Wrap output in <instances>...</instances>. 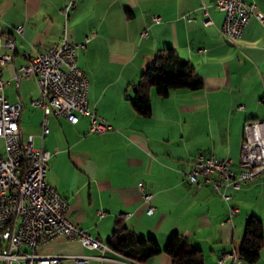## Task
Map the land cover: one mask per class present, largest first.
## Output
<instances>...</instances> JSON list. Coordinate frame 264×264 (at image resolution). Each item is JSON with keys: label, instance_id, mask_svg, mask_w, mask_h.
Wrapping results in <instances>:
<instances>
[{"label": "crops", "instance_id": "obj_1", "mask_svg": "<svg viewBox=\"0 0 264 264\" xmlns=\"http://www.w3.org/2000/svg\"><path fill=\"white\" fill-rule=\"evenodd\" d=\"M68 1L0 0V35L15 45L14 50L1 47L12 59L0 65V77L8 82L7 100L23 106V138L35 135L34 145L51 153L46 180L67 200L70 221L106 244L119 225L156 238L162 248L171 236L181 235L203 252V264H247L237 255L245 225L239 198L247 186L228 188L230 198L224 200L206 184L187 183L184 172L197 154L229 158L238 170L244 122L264 120V23L252 15L239 41L230 43L220 33L224 12L214 0H76L65 18L62 9ZM245 1L264 14V0ZM64 35L78 45L89 107L112 128L90 133L87 117L70 123L49 115V133L41 142L42 114L30 106L39 96L37 78H21L16 85L13 76L26 62L24 53L43 52ZM164 48L186 59L203 87L174 89L166 97L152 88V112L143 117L131 107L133 87L155 52ZM145 194L151 196L148 201ZM229 207L237 210L231 220ZM251 215L256 216L246 217ZM256 217L263 220L264 235V216ZM37 252L59 255L62 264H73L82 255L89 264H171L164 252L137 263L62 235ZM253 264H264V238Z\"/></svg>", "mask_w": 264, "mask_h": 264}, {"label": "built area", "instance_id": "obj_2", "mask_svg": "<svg viewBox=\"0 0 264 264\" xmlns=\"http://www.w3.org/2000/svg\"><path fill=\"white\" fill-rule=\"evenodd\" d=\"M214 6L224 12L219 30L223 38L237 43L249 18L254 15L264 23V14L256 10L253 2L245 0H214ZM76 0H69L62 9L65 18L75 9ZM206 14V11H205ZM154 22L159 17L152 15ZM209 22V20H208ZM18 33L22 27L16 28ZM142 35H146L143 31ZM2 45L15 49L11 37L0 35ZM84 47V45H79ZM78 45L69 42L64 35L59 42L34 55L24 53L26 62L19 66L13 78L16 85L21 78L32 74L37 78L39 96L30 101L32 108L39 109L42 117L41 142L49 133V115L76 123L80 117L89 120L90 133H104L111 124L88 105V78L77 65ZM12 59L11 53H1L0 65ZM1 73V70H0ZM7 81L0 77V259L4 264H62L59 255H40V245L58 236L76 240L82 247L116 252L100 242L85 229L73 224L67 216V200L47 180L51 153L42 145H34L35 135L23 138L19 126L22 104L11 103L4 94ZM238 170L232 168L229 158L218 159L212 155L197 154L191 167L184 172L187 183L193 186L206 184L229 200L228 188L239 189L264 175V120L249 119L243 124ZM144 185L139 184L143 189ZM149 194L144 195L148 201ZM151 211V208H150ZM229 207L228 220L236 213ZM103 212H99L101 216ZM117 253V252H116ZM73 264H89L88 256L73 258Z\"/></svg>", "mask_w": 264, "mask_h": 264}, {"label": "trees", "instance_id": "obj_3", "mask_svg": "<svg viewBox=\"0 0 264 264\" xmlns=\"http://www.w3.org/2000/svg\"><path fill=\"white\" fill-rule=\"evenodd\" d=\"M202 87V78L186 59L172 48L160 49L155 52L152 64L140 74L134 84L133 96L130 98L131 107L137 114L148 117L152 112L150 95L152 88L158 96L166 97L174 89L199 90ZM263 238V222L256 216H249L238 245V258L247 264L257 262L263 247ZM107 245L119 255L137 263H144L161 252L168 255L171 264L204 262L203 252L194 248L188 239L177 234L171 236L162 248L156 238L142 237L118 225L108 239Z\"/></svg>", "mask_w": 264, "mask_h": 264}, {"label": "rangeland", "instance_id": "obj_4", "mask_svg": "<svg viewBox=\"0 0 264 264\" xmlns=\"http://www.w3.org/2000/svg\"><path fill=\"white\" fill-rule=\"evenodd\" d=\"M31 77L35 79V75L32 74ZM25 116L26 113L23 114V117ZM261 178L262 177L250 183L242 184V188H246L247 186V189L244 191L245 193H243L241 198H239V208L241 210L239 214H241V216L242 213L245 214L244 224L247 214H254L262 217L264 216V184L259 182Z\"/></svg>", "mask_w": 264, "mask_h": 264}]
</instances>
